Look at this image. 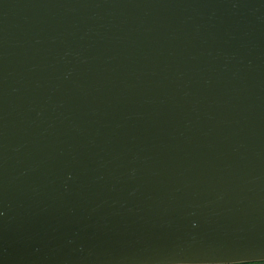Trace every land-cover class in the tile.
I'll use <instances>...</instances> for the list:
<instances>
[{"label":"water","instance_id":"95a60500","mask_svg":"<svg viewBox=\"0 0 264 264\" xmlns=\"http://www.w3.org/2000/svg\"><path fill=\"white\" fill-rule=\"evenodd\" d=\"M264 261V0H0V264Z\"/></svg>","mask_w":264,"mask_h":264},{"label":"flooded vegetation","instance_id":"af4514ba","mask_svg":"<svg viewBox=\"0 0 264 264\" xmlns=\"http://www.w3.org/2000/svg\"><path fill=\"white\" fill-rule=\"evenodd\" d=\"M232 264H264V261H256V262H240V263H232Z\"/></svg>","mask_w":264,"mask_h":264}]
</instances>
